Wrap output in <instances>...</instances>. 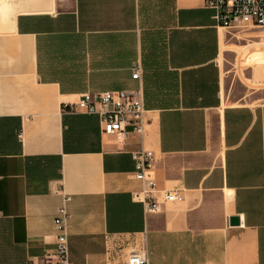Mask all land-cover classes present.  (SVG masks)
<instances>
[{
	"label": "crops",
	"instance_id": "crops-1",
	"mask_svg": "<svg viewBox=\"0 0 264 264\" xmlns=\"http://www.w3.org/2000/svg\"><path fill=\"white\" fill-rule=\"evenodd\" d=\"M204 1L0 0V264L45 262L63 194L73 264H264V37ZM104 90H141L122 144L68 108ZM140 149L182 201L131 198Z\"/></svg>",
	"mask_w": 264,
	"mask_h": 264
},
{
	"label": "built area",
	"instance_id": "built-area-1",
	"mask_svg": "<svg viewBox=\"0 0 264 264\" xmlns=\"http://www.w3.org/2000/svg\"><path fill=\"white\" fill-rule=\"evenodd\" d=\"M204 5L213 11V20L224 29L264 28V0H205ZM141 63L136 61L131 67L133 79L141 78ZM103 107L98 110L96 105ZM71 111L97 113L104 134L113 135L119 143H124L131 132L141 133L143 129L144 106L141 90L136 92L104 90L95 94L84 93L73 105ZM134 162L133 176L141 182L139 191L131 192L134 201L142 202L145 212H156L161 201H182L177 191L158 190L151 176L153 153L140 149L131 152ZM70 196L63 194L60 206L53 218L55 247L47 254L43 264H73L69 258L67 224ZM125 264H148L146 252L133 251L128 254Z\"/></svg>",
	"mask_w": 264,
	"mask_h": 264
},
{
	"label": "water",
	"instance_id": "water-1",
	"mask_svg": "<svg viewBox=\"0 0 264 264\" xmlns=\"http://www.w3.org/2000/svg\"><path fill=\"white\" fill-rule=\"evenodd\" d=\"M229 223L230 225H236L239 223V217L236 216V217H231L230 220H229Z\"/></svg>",
	"mask_w": 264,
	"mask_h": 264
},
{
	"label": "rangeland",
	"instance_id": "rangeland-1",
	"mask_svg": "<svg viewBox=\"0 0 264 264\" xmlns=\"http://www.w3.org/2000/svg\"><path fill=\"white\" fill-rule=\"evenodd\" d=\"M259 30H261L262 31V34H261V36L263 35V37H264V28H262V29H259ZM234 32H237V31H234ZM259 55V54H258Z\"/></svg>",
	"mask_w": 264,
	"mask_h": 264
}]
</instances>
